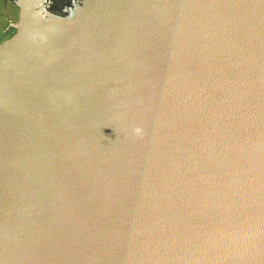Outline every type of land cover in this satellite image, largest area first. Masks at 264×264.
<instances>
[{"label":"water","instance_id":"1","mask_svg":"<svg viewBox=\"0 0 264 264\" xmlns=\"http://www.w3.org/2000/svg\"><path fill=\"white\" fill-rule=\"evenodd\" d=\"M245 1L131 2L124 16L130 22L137 17L133 23L148 47L137 46L142 48L137 55L121 54L106 82L111 84L103 109L116 124L103 175L108 167L116 177L99 185L92 197L81 195L79 176H71L67 186L58 184L64 165L58 157L66 156L63 148L69 144L74 163L79 139L73 138L43 74L26 56L34 47L40 55L60 53L57 38L52 42L31 33L28 17L13 38L0 44V93L12 91L9 80L15 79L30 112L56 116L57 123L50 119L47 124L67 134L61 136L63 154L53 153L55 144L43 153L50 171H18L12 164L26 149L19 146L30 145L32 138L22 118L0 106L10 116L0 120V154L6 156L0 166L5 180L0 203L6 200L15 210L12 218L0 208V226L11 227L13 234L19 230L12 237L4 233L6 251L17 253L15 243L26 231L29 245L35 241L51 251L53 264H264V2ZM82 17L63 23L67 39ZM218 18L217 27H230L222 31L227 38L211 35ZM207 35L212 38L202 41ZM29 39H48L47 46L24 45ZM126 120L138 129L127 130ZM19 125L29 141L20 134L18 141L12 133H18ZM8 143L12 147H5ZM70 152L67 147L71 157ZM120 156L124 161L117 164ZM23 183L37 188L36 197H25ZM22 198L30 199L29 211ZM77 205L88 212L80 213Z\"/></svg>","mask_w":264,"mask_h":264},{"label":"rangeland","instance_id":"2","mask_svg":"<svg viewBox=\"0 0 264 264\" xmlns=\"http://www.w3.org/2000/svg\"><path fill=\"white\" fill-rule=\"evenodd\" d=\"M133 1L134 0H0V25L1 27L3 26V29L6 31L0 34V39L4 38L3 42L13 38L19 32L20 28L25 25L29 17L30 20L27 23L29 27H31V33L40 34V37H47L52 42L57 38L56 43L61 45L60 53L57 51L40 55L37 54L36 51L39 48L34 47L35 49H30L31 52L26 53V56L33 61L32 63L37 72L43 74L41 76L44 77V82L48 90L56 95L59 107L65 116V122L66 124L70 123L73 138L78 137L79 139L78 144L74 143L75 146L79 148L81 155H96L99 157L103 156V154H107L108 157L111 158L109 146L115 142V139H113V135H115L113 129L116 123L113 121H105L103 119L104 116H95L92 113L96 109L105 108L106 96L104 93L111 84L107 85L111 77L110 72L112 67H115L118 63L117 61L121 58V54L129 53L137 55V53H140L139 51L142 50V48L138 50L137 46L148 47L146 42L142 40L145 39V37L141 35L137 29L139 25L130 22L131 18L126 20L124 16V13L129 10L128 8ZM95 2L96 8L89 10ZM134 3L136 2H133V4ZM82 13L83 19L70 27L73 31L69 39H67L66 34L68 33L67 30L63 28V23L80 18ZM135 19H137L136 16L133 21H135ZM125 38L127 42H124ZM48 39L38 40L39 43H36L37 41L31 43L33 39H29L24 42V45L39 44L40 46H47ZM113 47L118 48L113 51ZM78 60H82V63H78ZM81 68L84 69V73H81V71H83ZM33 83L34 82H31L32 85ZM104 83L106 84L104 85ZM25 86L29 87V83L26 81ZM33 87L36 86L33 85ZM93 100H95V102L92 104ZM41 114L43 116L45 115L42 111ZM9 117L0 109V120L5 121ZM56 120H59V118ZM124 123L125 126H127V130L134 132V130L138 129L137 124L133 122L131 123L126 120ZM135 125L137 128H135ZM147 128L146 126V129ZM36 131L37 130H35V134L37 133ZM63 131L66 133L65 129H63ZM17 132L19 133L18 129ZM20 135L24 137L21 133ZM36 136L38 137V135ZM36 136L34 135L35 138ZM35 141L37 142V140ZM65 147L66 144L64 148ZM72 153L74 154L73 149ZM0 156L1 166L6 156L2 154H0ZM114 156H118L115 149ZM102 160L103 159L100 161L102 162ZM120 160H122L121 156L120 159L116 161L117 164ZM104 163L106 164L107 162L104 161L103 164ZM12 166L18 171L21 169H26L28 171V169L31 168V170L33 169V171L36 172L35 168L31 166L29 162L27 163L26 160H24V162H17L15 165L12 164ZM76 167H78L77 162ZM5 169L8 174L9 166L7 165ZM77 169H79V167ZM104 173L107 176L105 177L102 173L100 174V180H103V182H100L99 185H106L111 179L116 177L109 174L110 169L108 167ZM107 180L108 182H106ZM4 183L5 180L3 181L0 179V191H3L2 185ZM23 185L24 183L20 187H22L23 194L26 198L32 196L36 197L37 188L32 186L30 188L28 185L23 187ZM29 200L30 199L27 200V203L26 200L22 198V205L26 207V209L28 208V211L30 210V206H27V204H30ZM32 205L35 206L34 203ZM0 208L5 211V214H11L13 218L15 210H11L6 200L0 203ZM17 210H20V207ZM23 213L24 215L27 214V216L29 214L26 211ZM11 223H13V221ZM16 223L17 221L14 223V226ZM36 225L38 227V224ZM5 227H2V225L0 226V256L4 257L3 264H48L50 261L54 262L51 255L52 253L50 254L51 251H49V249L46 250L45 248L39 247L35 241L29 245L30 233L28 235L26 231L24 239L20 241V238H18V241L15 243V250L19 249L17 253L12 249L6 251L4 247L5 244L2 245L3 242L1 240L4 238V233H7V238L12 237L15 233H19V230L14 229L15 233L13 234V232L9 231L12 229L11 227ZM53 227V224L47 226L50 231ZM58 257L59 256H57L56 259H58Z\"/></svg>","mask_w":264,"mask_h":264},{"label":"bare ground","instance_id":"3","mask_svg":"<svg viewBox=\"0 0 264 264\" xmlns=\"http://www.w3.org/2000/svg\"><path fill=\"white\" fill-rule=\"evenodd\" d=\"M240 1H242L243 3H246L245 0L244 1L240 0ZM254 1L256 3H258V4H260V5H261L262 2H264V0H254ZM192 8L193 7H191L190 10H192ZM146 17H148V16L147 15L146 16H141L140 18L141 19H145ZM219 19L220 18L217 19L218 20L217 23L213 24L212 29H214V30L211 32V35L213 37H215L216 35H219V39H223L226 36H225V34L222 31L228 30V28H230V27H226L227 24L222 25L220 27H217L222 22V19H220V20ZM136 20L137 19H135V21ZM211 35H207L206 37H204L202 39V41L211 39L212 38ZM239 35L241 37H244L245 33H243V35L241 33H239ZM231 48L234 49L233 47H231ZM229 65L230 64H228L226 66V68ZM109 80H110V78H109ZM9 83L11 84L10 88H11L12 91L2 90V94L0 93V96H1L0 97V106L2 105V108H3V106L6 108L5 112L8 111L10 114H13L15 116L21 117L22 121L27 125L26 129L28 131L29 136L30 137L32 136L31 137L32 138L31 141H29V139H28V137L26 135L24 136L29 141L31 146L26 141L21 146H19V148H24L25 147L27 150L26 149L25 150L24 149L21 150V154L17 157L18 158L17 162H21V161L24 162V160H26L27 163L29 162V164L35 168L37 174L42 173L43 170H47V169L50 171L52 169L51 163H48V156H47V160H46V157L43 156L44 155L43 153H45V151L49 152V150H52V147L56 145V149L57 150L56 149L53 150V153L55 155H57L58 154V150H59L61 152V154H63V152H62L63 150H61L63 148V139H61V136L63 137L65 135L66 138H67V134L65 133V131H63L62 128L57 127V125L53 126V124H47L46 120H50L51 119V120L55 121V117L56 116L53 117L52 114L45 113V115H44L45 117H44L40 112H38L37 114L31 113L30 112V108L28 106L29 102H27L25 104L23 102L22 96L19 95L20 91L16 90V89H18L17 88L18 82L15 79H11V80H9ZM6 99H7L8 102L5 104V100ZM94 102H95V100H93L92 104ZM9 103H11L12 105H10ZM105 110L103 108H99V109L94 110L92 114L95 115V116H104L103 119L105 121H113L114 122L115 119L114 120L110 119L111 117L109 115V111L108 110H106V115H105ZM42 119L44 121H42ZM56 123H57V120H56ZM18 127L20 129V130H18L19 133H16L14 131L12 133H14L15 135L18 136V141H19L20 139L22 140V137L19 134L21 133L23 135V131H22L23 129H22V127L20 125ZM35 130H37L36 134H35ZM34 135L35 136L38 135V137L36 136V138H35ZM11 137H10V139H11ZM63 138H65V137H63ZM4 139L8 140L9 143H10V140L7 137H4ZM6 140H5L4 143H6ZM35 140H37V142ZM4 143H2V144H4ZM9 143L6 144L5 147H12V144H9ZM28 146H30V150L28 149ZM67 147H68V149L69 148L71 149V152H70L71 157L67 153ZM74 149H75V159H74L75 161H74V163H72V160H71L72 159V148H71V146L69 144L66 145V147L64 148V153H66V156L63 155V156H59L58 157L60 159V162H64V165H63L64 167L61 165V168H60V172L63 173V175H61V173L59 174V176H60V180L59 181H61V180L62 181L60 183H58V184L59 185L65 184L67 186L68 184H66V182H68L70 179L71 180L74 179V177H76V176H79L80 177V184L77 187H80L81 189L85 190L83 193H81V195L84 196V197H92L93 195H95V193L100 191L99 184H100V182H103V180H100V177H101L100 174L101 173L103 174V170L105 169V168H103V165H104L103 162L106 160L108 155L107 154H103V156H99V157L96 156V155H93V156L80 155L79 148H77L75 146V144H74ZM26 151L28 152V154L25 153ZM85 152H86V150H85ZM23 154L26 157H24ZM34 159H36V160H34ZM99 159L100 160L103 159L102 162ZM76 162H77V166L79 167L80 170L77 169L78 167H76V164H75ZM50 166H51V169H49ZM59 166H60V163L58 164V166L56 168H58ZM71 176H74V177H71ZM106 176L107 175H105V177ZM66 177L68 179H66ZM102 178H104V177H102ZM74 184H75V182L71 183L72 186ZM66 186H63V187H66ZM50 189H51L50 191H53V189H55V188L54 187H50ZM168 191H169V193L172 192V190H168ZM65 192H68V190L65 189V191L63 193H65ZM57 193H59V191H57ZM45 198H46V195H45ZM79 206L80 205H77L76 208H77L78 211H80V213L82 211L88 212L87 209H83L82 207L79 208ZM70 227H72V228L77 230V228L75 226H70ZM70 235H72L71 232H69L68 236H70ZM67 245L69 247H73V248L75 247L72 243H69ZM69 247H67V248H69ZM50 254H51V252H50ZM0 257H1L0 263L3 264V258L4 257H2V256H0ZM52 263H54V262H52Z\"/></svg>","mask_w":264,"mask_h":264},{"label":"crops","instance_id":"4","mask_svg":"<svg viewBox=\"0 0 264 264\" xmlns=\"http://www.w3.org/2000/svg\"><path fill=\"white\" fill-rule=\"evenodd\" d=\"M15 26V24H14ZM1 27V25H0ZM3 32H6L5 29H3V26L0 28V34H3ZM8 33H9V30H8ZM4 41V38L0 39V43H2Z\"/></svg>","mask_w":264,"mask_h":264}]
</instances>
